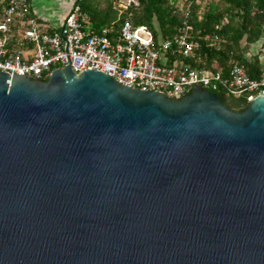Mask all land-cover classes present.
Wrapping results in <instances>:
<instances>
[{
	"label": "water",
	"instance_id": "water-1",
	"mask_svg": "<svg viewBox=\"0 0 264 264\" xmlns=\"http://www.w3.org/2000/svg\"><path fill=\"white\" fill-rule=\"evenodd\" d=\"M247 105L0 71V264H264V93Z\"/></svg>",
	"mask_w": 264,
	"mask_h": 264
},
{
	"label": "built area",
	"instance_id": "built-area-1",
	"mask_svg": "<svg viewBox=\"0 0 264 264\" xmlns=\"http://www.w3.org/2000/svg\"><path fill=\"white\" fill-rule=\"evenodd\" d=\"M112 2L116 19L98 30L77 1L55 27L39 21L28 0H7L0 9V71L9 77L20 74L45 81L53 70L70 66L76 75L98 71L128 88L174 100L189 94L192 85L246 104L264 93V60L257 78L249 77L233 51L225 66L216 69L214 62L209 68L191 67V63L206 65L203 42L216 52L223 45L221 25L202 38L195 32L190 22L191 0H183L181 22L167 37L131 21V10L139 7V0Z\"/></svg>",
	"mask_w": 264,
	"mask_h": 264
},
{
	"label": "trees",
	"instance_id": "trees-1",
	"mask_svg": "<svg viewBox=\"0 0 264 264\" xmlns=\"http://www.w3.org/2000/svg\"><path fill=\"white\" fill-rule=\"evenodd\" d=\"M113 0H106L105 10L99 11L91 0L92 10H88L82 0H77L82 10L89 14L92 23L98 30L110 26L116 19L117 12L113 7ZM190 22L199 37L206 34H213L216 25H221L226 19L225 25H221L219 34L223 38L222 49L216 52L214 49L206 48L202 43V52L206 54L203 64L194 65L192 68H209L214 62L217 67L225 66L229 59L228 53L233 51L239 59L250 78H257L261 69V62L264 60V0H219V3L210 1L203 10L201 3L191 0ZM3 0L0 9L6 5ZM182 6V5H181ZM131 21L136 25H146L153 30L155 35L167 37L172 35L179 26L182 19V8L176 1L172 0H139V7L131 10ZM157 23L159 30L154 29ZM160 31V33H158ZM245 45L241 48V42ZM263 42V43H262ZM260 45V51L249 58L244 57L248 47ZM260 53V54H259ZM215 93L220 99L227 98L232 110L242 112L247 104L241 99L224 97L220 92Z\"/></svg>",
	"mask_w": 264,
	"mask_h": 264
},
{
	"label": "rangeland",
	"instance_id": "rangeland-1",
	"mask_svg": "<svg viewBox=\"0 0 264 264\" xmlns=\"http://www.w3.org/2000/svg\"><path fill=\"white\" fill-rule=\"evenodd\" d=\"M34 7L45 15H54L60 16L64 11V4L70 3V0H32ZM84 4L88 5V10H92L91 0H82ZM176 1L179 7H181L183 0H172ZM201 3L203 10H205V6L210 2L213 1L214 3H219V0H198ZM93 4L97 7L99 11L105 10L106 7V0H93ZM227 22L226 19L223 20L221 25H225ZM154 29L159 30L157 23H154ZM160 33V31L158 32ZM263 43V42H262ZM245 45V40L241 42V48ZM261 46H250L247 49V52L244 54V57L249 58L251 55H255L257 52L260 51ZM260 54V53H259ZM257 55V54H256Z\"/></svg>",
	"mask_w": 264,
	"mask_h": 264
},
{
	"label": "crops",
	"instance_id": "crops-1",
	"mask_svg": "<svg viewBox=\"0 0 264 264\" xmlns=\"http://www.w3.org/2000/svg\"><path fill=\"white\" fill-rule=\"evenodd\" d=\"M2 0H0L1 2ZM75 1L77 0H70V3L67 4L65 3L64 4V11L62 12V14L60 16H54V15H45L43 14L42 12H39L35 7H34V4H33V1L32 0H28V3H29V6H30V9H31V12L32 14L39 20L41 21L42 23H45V24H50L52 26H55V27H59L61 24H62V21L65 17V15L67 14V12L70 10V8L72 7V5L75 3Z\"/></svg>",
	"mask_w": 264,
	"mask_h": 264
},
{
	"label": "flooded vegetation",
	"instance_id": "flooded-vegetation-1",
	"mask_svg": "<svg viewBox=\"0 0 264 264\" xmlns=\"http://www.w3.org/2000/svg\"><path fill=\"white\" fill-rule=\"evenodd\" d=\"M225 97V96H224ZM227 98H223V99H221V101L222 102H224L230 109H232L230 106H229V104H228V102H227V100H226Z\"/></svg>",
	"mask_w": 264,
	"mask_h": 264
}]
</instances>
